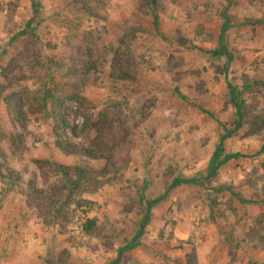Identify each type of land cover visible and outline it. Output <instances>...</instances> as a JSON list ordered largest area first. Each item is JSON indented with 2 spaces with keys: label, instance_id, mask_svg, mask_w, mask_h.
<instances>
[{
  "label": "rangeland",
  "instance_id": "1",
  "mask_svg": "<svg viewBox=\"0 0 264 264\" xmlns=\"http://www.w3.org/2000/svg\"><path fill=\"white\" fill-rule=\"evenodd\" d=\"M2 69L29 100L18 127L0 98V264H264V0H9ZM46 162L85 171L67 201Z\"/></svg>",
  "mask_w": 264,
  "mask_h": 264
},
{
  "label": "trees",
  "instance_id": "2",
  "mask_svg": "<svg viewBox=\"0 0 264 264\" xmlns=\"http://www.w3.org/2000/svg\"><path fill=\"white\" fill-rule=\"evenodd\" d=\"M217 51L222 53L224 56L225 51L222 47L218 48ZM226 63H227V56H226ZM9 73L4 71L3 69L0 71V78L4 81V85H0V98L5 106V112L7 114L9 123L14 126L23 127L24 125V114H23V107L28 102L29 98L27 95V90L25 88H18L13 89V85L24 79V75H21V78L17 80L14 77V74L11 77H8ZM6 90H11L8 93H5ZM54 129L60 130L62 128L63 121H61V117L56 119ZM237 129V127L233 130V132ZM55 145L56 148L65 155H73V156H81L86 159L95 160L97 159L96 154L88 148H82L75 146L74 144L68 143L59 137L55 138ZM99 156V155H98ZM56 173L60 174L62 178L66 181V189L67 193L65 195V201H67L72 192L75 190L77 191L79 186V180L83 179L85 171L79 166L67 167L62 166L52 162H46ZM107 164V163H106ZM103 169L100 170V174H102ZM214 171H211L207 177H211ZM73 179L71 180V177ZM0 182L5 185V189L0 190L1 192H10L13 188L19 187L20 179L16 173H14L10 169H6V173H1V164H0ZM180 182L184 183L185 181H172L168 188H172L173 186L179 184ZM63 188V187H62ZM59 188L55 186H51L46 189H38L36 188L34 181H26L24 183V189L20 192L21 195L26 200V203L30 206L36 207L38 210H43L47 207H51L56 202L57 198L60 195ZM164 195V194H163ZM162 195V196H163ZM58 196V197H57ZM150 204H148L149 206ZM86 227L85 229L93 228L94 221L93 220H86Z\"/></svg>",
  "mask_w": 264,
  "mask_h": 264
},
{
  "label": "built area",
  "instance_id": "3",
  "mask_svg": "<svg viewBox=\"0 0 264 264\" xmlns=\"http://www.w3.org/2000/svg\"><path fill=\"white\" fill-rule=\"evenodd\" d=\"M9 0H0V9H2V11H5L7 9V2Z\"/></svg>",
  "mask_w": 264,
  "mask_h": 264
},
{
  "label": "crops",
  "instance_id": "4",
  "mask_svg": "<svg viewBox=\"0 0 264 264\" xmlns=\"http://www.w3.org/2000/svg\"><path fill=\"white\" fill-rule=\"evenodd\" d=\"M0 226H1V224H0ZM5 226H6V228H5V230H6L8 226L7 225H5ZM11 226H13V225H10V228L9 229H10V231H13V235H15L14 234L15 231H14L13 227H11ZM2 228H3V225L0 227V231H4Z\"/></svg>",
  "mask_w": 264,
  "mask_h": 264
}]
</instances>
